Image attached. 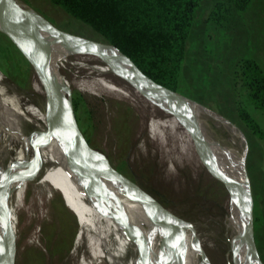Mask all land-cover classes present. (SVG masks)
<instances>
[{
	"label": "rangeland",
	"instance_id": "1",
	"mask_svg": "<svg viewBox=\"0 0 264 264\" xmlns=\"http://www.w3.org/2000/svg\"><path fill=\"white\" fill-rule=\"evenodd\" d=\"M18 1L56 29L92 41L100 54L121 68L117 55L100 36L57 6L47 0ZM81 56H71L69 63H65L46 51L45 59L68 115V98L71 107L72 102L77 103V126L88 145L170 213L190 223L209 264H232L235 241L232 219L236 210L232 207L229 216L225 191L197 162L190 138L181 122L171 115L182 143H173L169 138L159 146L150 138L148 124L153 119L166 120L167 116L155 104L147 99L145 103L144 98L132 93L127 98L97 91L89 83L96 77L89 68L98 62L92 58L89 60L87 55L83 56L85 59ZM240 58L254 60L264 72V0H247L241 11L230 0H199L175 92L219 114L243 134L247 144L245 170L252 197L257 204L255 211L261 218L258 249L264 264V140L254 137L240 121L235 103L242 101L249 116L263 131L264 112L253 109L244 97L235 96L232 68ZM70 63L83 66L85 73L78 69L79 65ZM0 75L23 98L47 110L45 95L36 75L2 33ZM109 76L107 80L114 79L113 83H121L116 77ZM191 111L192 127L210 160L223 176L236 185H242L240 159L232 147L234 143L231 141L228 144L222 130L210 122L206 123L209 133L205 130L202 119L210 114L194 106H191ZM227 130L235 142L237 133L229 127ZM40 150L49 156L47 150L42 147ZM17 151V144L0 146V165L13 159ZM32 158V149L27 145L14 158V173H23L22 180L14 182L13 196L9 197L16 237L14 264H77L83 248H79L75 257L72 251L83 225L81 211L49 167L41 159L37 161L35 158L33 162ZM40 167V175L34 177L33 173L39 171ZM27 174L28 177L24 178ZM124 196L134 205L143 206L139 201ZM94 200L105 220L115 217L116 213L99 195L94 194ZM151 251L153 255L147 260L148 264H179L164 251L154 248ZM124 257L125 254L115 255L101 249L93 264H124Z\"/></svg>",
	"mask_w": 264,
	"mask_h": 264
},
{
	"label": "bare ground",
	"instance_id": "2",
	"mask_svg": "<svg viewBox=\"0 0 264 264\" xmlns=\"http://www.w3.org/2000/svg\"><path fill=\"white\" fill-rule=\"evenodd\" d=\"M0 23L2 24L0 29L16 41L26 56L42 67L44 72L34 74L47 103V110L39 104L38 106L32 104L29 99L23 98L21 93L16 92L14 87L5 83L0 75V146L4 147L5 144L9 147L17 144L18 151L15 157L24 145L32 149L33 153L35 150L37 161L41 159L49 167L78 205L83 225L73 246L72 255L75 257L79 248H83V252L80 253L77 264H93L101 249L115 255L125 254L124 264H148L147 260L153 255L151 251L153 248L164 251L168 257L179 264H209L206 256L202 255L200 242L189 224L180 221L171 213H165L150 201L137 185L111 179L103 167L86 158L77 139L73 136L74 129L70 115L65 110L62 96L45 59L46 51L65 63H69V57H80V55L83 59L88 56L89 60L92 58L97 61L98 64L89 68L91 73L96 75L89 80V83L97 91L127 98L134 92L122 82L119 84L113 83L114 79L107 80L109 75V77L112 76L108 66L102 64L98 58L85 54L84 49L56 41L42 28L36 29L38 41L31 40L13 29L1 15ZM100 56L108 60L102 54ZM70 65L79 64L70 63ZM113 65L123 72L120 67ZM78 69L84 72L85 68L79 65ZM141 96L144 101L147 99L157 106L146 90ZM171 114L176 117L172 111ZM162 124L163 121L154 119L148 124L150 138L159 146L169 140ZM40 147L47 150L49 156L44 155ZM14 158L5 165H0V184L9 196H13L14 182L21 181L23 178V173H14ZM97 160L102 159L98 157ZM40 172L41 167L39 171L33 173L34 177H38ZM121 192L139 201L143 206L134 205ZM94 194L99 195L116 213L113 219L105 220L101 216L95 204ZM8 208L11 214L12 206L9 200ZM231 236L233 238L232 234ZM234 243L232 264H238Z\"/></svg>",
	"mask_w": 264,
	"mask_h": 264
},
{
	"label": "trees",
	"instance_id": "3",
	"mask_svg": "<svg viewBox=\"0 0 264 264\" xmlns=\"http://www.w3.org/2000/svg\"><path fill=\"white\" fill-rule=\"evenodd\" d=\"M47 1L89 27L104 42L127 57L154 83L176 91L180 64L184 59L189 29L199 0ZM230 1L238 11L243 10L247 4V0ZM211 16L213 18V14ZM118 59L123 72L128 77L134 78L133 71L122 59ZM232 83L236 97H244L253 109L264 112V72L254 60L240 58L234 63ZM146 91L167 116L162 126L168 137L172 142L182 143V138L171 119L172 110L154 90L146 89ZM76 106L77 103L72 102V111L77 124ZM235 110L248 131L254 137L264 140V131L249 116L242 101H236ZM84 139L87 143V139ZM256 205L253 199L256 237L260 246L258 229L261 218L255 211Z\"/></svg>",
	"mask_w": 264,
	"mask_h": 264
},
{
	"label": "water",
	"instance_id": "4",
	"mask_svg": "<svg viewBox=\"0 0 264 264\" xmlns=\"http://www.w3.org/2000/svg\"><path fill=\"white\" fill-rule=\"evenodd\" d=\"M0 15L6 20V22L16 31L23 34L25 37L38 41V35L36 32L37 28H42L45 30L46 34L56 41L67 43L70 45L78 46L84 49L85 54L98 58L100 62L108 66L111 71V75L119 79L130 91L134 92V95H137L143 98L141 95L145 92L146 89H152L156 94L169 106L178 120L181 122L184 132L189 136L193 153L196 157L197 162L203 168L205 173L216 183H218L223 190L225 191L228 199V211L229 216L232 210V207L235 208V216L232 219V225L234 230V239H235V255L238 260V264H262L259 249L258 241L256 237L255 223H254V209H253V197L247 178L245 170V160L247 155V144L246 140L241 133V131L228 120L220 116L219 114L211 111L210 109L204 107L203 105L188 99L177 92L171 91L165 87H162L144 74H142L138 68H136L132 62L120 53L116 48L104 42L107 47H109L118 58L122 59L128 68L133 71L134 78L127 77L121 70L116 68L111 61L102 59L100 53L97 50L96 45L88 40L74 35H70L63 31H60L49 24L46 20L40 17L32 9L28 8L18 0H0ZM2 33L13 47L18 51L22 58L26 61L29 67L34 73L44 72L42 67H40L34 60L26 56L22 49L17 45L16 41L13 40L8 33L0 29ZM191 106L199 107L210 115L204 116L202 119L203 126L207 130L206 123L214 125L216 128L221 129L224 133L225 140L227 143H234L236 155L239 157V166L240 173L242 176L241 183L242 185H236V183L230 181L225 176H223L215 166V164L210 160L207 151L203 143L201 142L198 134L194 131L192 127L193 122V113L191 111ZM68 107L70 112V119L72 122V127L74 129L73 136L77 139V142L86 158L92 163L103 167L108 176L113 180H121L130 185H135L122 174L116 171L107 159L97 151L93 150L85 141L84 137L80 133L76 121L74 119L72 107L68 98ZM217 118L222 124H219L215 118ZM216 123L217 125H215ZM226 126V127H225ZM227 127L232 128L238 135L235 142L234 138L231 139V136L227 130ZM209 133V132H208ZM101 157V161H98L97 158ZM36 158V151L34 150L32 161L34 162ZM136 186V185H135ZM140 189V188H139ZM141 190V189H140ZM147 198L157 205L163 211L169 212L164 208L160 203H158L153 197L149 196L143 190H141ZM9 195L6 194L2 185L0 184V230H1V246H0V264H14L15 259V232L11 223V214L8 208ZM170 213V212H169ZM172 214V213H171ZM173 215V214H172ZM174 216V215H173ZM176 217V216H175ZM178 218V217H176ZM180 221L187 223L191 226L190 223L183 221L178 218ZM192 227V226H191ZM202 255L205 257L204 252L200 249Z\"/></svg>",
	"mask_w": 264,
	"mask_h": 264
}]
</instances>
